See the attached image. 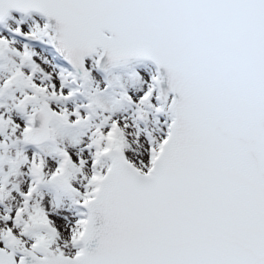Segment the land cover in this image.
Listing matches in <instances>:
<instances>
[{
	"label": "snow or ice",
	"instance_id": "1",
	"mask_svg": "<svg viewBox=\"0 0 264 264\" xmlns=\"http://www.w3.org/2000/svg\"><path fill=\"white\" fill-rule=\"evenodd\" d=\"M0 264H264V0H0Z\"/></svg>",
	"mask_w": 264,
	"mask_h": 264
}]
</instances>
